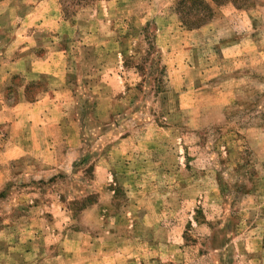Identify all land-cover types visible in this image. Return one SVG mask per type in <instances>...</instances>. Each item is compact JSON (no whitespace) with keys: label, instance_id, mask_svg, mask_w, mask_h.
<instances>
[{"label":"rangeland","instance_id":"1","mask_svg":"<svg viewBox=\"0 0 264 264\" xmlns=\"http://www.w3.org/2000/svg\"><path fill=\"white\" fill-rule=\"evenodd\" d=\"M205 1L6 10L0 264H264V0Z\"/></svg>","mask_w":264,"mask_h":264},{"label":"crops","instance_id":"2","mask_svg":"<svg viewBox=\"0 0 264 264\" xmlns=\"http://www.w3.org/2000/svg\"><path fill=\"white\" fill-rule=\"evenodd\" d=\"M17 4H18V0H1L0 1V21L4 19L6 10L12 11L13 9H15V7L17 6ZM12 12H14V10ZM17 23L18 22H16L15 24L7 23L6 26L4 27L5 28L4 30H9L10 31L9 36L12 37L10 39V43L14 47H16V46L19 45L18 38H16V37L13 38L14 28L18 26ZM0 28H1V26H0ZM13 40H15V41H13Z\"/></svg>","mask_w":264,"mask_h":264},{"label":"trees","instance_id":"3","mask_svg":"<svg viewBox=\"0 0 264 264\" xmlns=\"http://www.w3.org/2000/svg\"><path fill=\"white\" fill-rule=\"evenodd\" d=\"M1 1V0H0ZM80 1V0H79ZM88 2L89 1H92V0H87ZM190 1V4H191V7H194V6H196V5H198V4H201V7H199V10H204V16L207 18L208 16L209 17H211L212 15H213V12H212V7H211V5L207 2V1H205V0H189ZM214 2H216V3H222L223 1L222 0H213ZM222 1V2H221ZM87 2V3H88ZM185 2V1H184ZM183 2V3H184ZM183 3H182V5H183ZM185 6V5H184ZM186 7V6H185ZM180 10H182V7H181V5H180ZM186 24L188 25V26H191L190 24H189V22L188 21H186Z\"/></svg>","mask_w":264,"mask_h":264}]
</instances>
